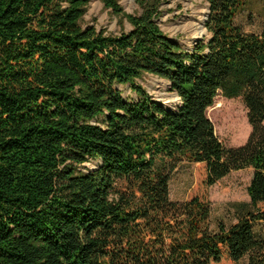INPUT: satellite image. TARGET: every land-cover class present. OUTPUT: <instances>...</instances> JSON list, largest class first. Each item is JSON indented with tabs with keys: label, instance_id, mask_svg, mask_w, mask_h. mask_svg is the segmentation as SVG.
<instances>
[{
	"label": "trees",
	"instance_id": "trees-1",
	"mask_svg": "<svg viewBox=\"0 0 264 264\" xmlns=\"http://www.w3.org/2000/svg\"><path fill=\"white\" fill-rule=\"evenodd\" d=\"M89 1L0 0V264H264V29L235 23L247 0H205L209 38L191 49L157 23L161 0H136L135 14L100 0L130 24L116 35L82 26ZM144 74L180 104L154 100ZM218 93L246 106L240 146L206 114ZM184 160L204 188L252 169L236 223L211 229L205 192L170 198Z\"/></svg>",
	"mask_w": 264,
	"mask_h": 264
},
{
	"label": "rangeland",
	"instance_id": "rangeland-1",
	"mask_svg": "<svg viewBox=\"0 0 264 264\" xmlns=\"http://www.w3.org/2000/svg\"><path fill=\"white\" fill-rule=\"evenodd\" d=\"M124 12L140 13L136 0H119ZM159 16L156 21L172 40L186 49H191L198 41L209 38L205 22L208 17V3L205 0H161ZM82 26L92 25L98 30L110 34H119L121 30H130V24L105 8L100 0H90L83 18ZM246 33H260L264 29V0H247L246 5L235 20ZM145 91L162 106L175 109L180 98L171 90L170 83L155 75L144 74L136 80ZM127 100L136 98L129 85L118 86ZM212 121L215 133L226 146H240L246 142L251 132L247 120V109L241 97H224L218 93L213 104L206 110ZM98 161L85 163L80 167L83 172L96 168ZM252 169L250 167L234 170L204 188L201 182V165L181 161L170 175L169 196L173 201H182L195 192H205L211 202L210 227L217 230L219 223L230 226L239 220L240 215L231 203L248 202L247 187ZM258 239H264V223L254 225ZM235 264H248V257Z\"/></svg>",
	"mask_w": 264,
	"mask_h": 264
}]
</instances>
